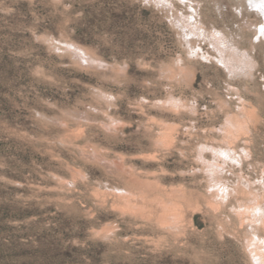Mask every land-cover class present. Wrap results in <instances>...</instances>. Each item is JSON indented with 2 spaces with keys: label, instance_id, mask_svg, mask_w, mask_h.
<instances>
[{
  "label": "rangeland",
  "instance_id": "rangeland-1",
  "mask_svg": "<svg viewBox=\"0 0 264 264\" xmlns=\"http://www.w3.org/2000/svg\"><path fill=\"white\" fill-rule=\"evenodd\" d=\"M251 6L0 0V264H264Z\"/></svg>",
  "mask_w": 264,
  "mask_h": 264
},
{
  "label": "bare ground",
  "instance_id": "bare-ground-1",
  "mask_svg": "<svg viewBox=\"0 0 264 264\" xmlns=\"http://www.w3.org/2000/svg\"><path fill=\"white\" fill-rule=\"evenodd\" d=\"M250 5H252L251 7H254V8H256L257 10H255V11H257V13L259 14V13H261L262 14V16L261 17H263L264 16V0H246ZM253 8V9H254ZM261 14H259V15H261ZM264 32V31H263ZM74 48H76V47H74ZM78 49V48H77ZM75 50V49H74ZM79 51V50H78ZM80 52V51H79ZM78 53V52H77ZM82 55H84L85 56V54H82ZM263 259V258H262ZM264 260V259H263Z\"/></svg>",
  "mask_w": 264,
  "mask_h": 264
}]
</instances>
